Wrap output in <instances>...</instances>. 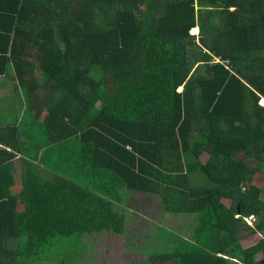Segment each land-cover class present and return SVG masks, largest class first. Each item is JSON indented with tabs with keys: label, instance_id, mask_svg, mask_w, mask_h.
Masks as SVG:
<instances>
[{
	"label": "trees",
	"instance_id": "1",
	"mask_svg": "<svg viewBox=\"0 0 264 264\" xmlns=\"http://www.w3.org/2000/svg\"><path fill=\"white\" fill-rule=\"evenodd\" d=\"M1 76L25 107L0 140V264L76 263L148 212L128 264H264V0H0Z\"/></svg>",
	"mask_w": 264,
	"mask_h": 264
},
{
	"label": "rangeland",
	"instance_id": "2",
	"mask_svg": "<svg viewBox=\"0 0 264 264\" xmlns=\"http://www.w3.org/2000/svg\"><path fill=\"white\" fill-rule=\"evenodd\" d=\"M191 35L198 36L197 31L190 32ZM38 75V74H36ZM3 82H0V85ZM2 92V105L0 106V110L9 111L8 121L12 123L14 116H16V112L20 113L23 109L24 99L21 93H16L14 88L7 84V87L3 88ZM8 92V93H7ZM264 101V100H263ZM263 103V102H260ZM207 156H203L200 161L205 164L207 162ZM262 174L257 173L253 177V181L259 184H264L262 179ZM260 199L264 200V193H260ZM130 202V200L128 201ZM228 202V201H226ZM152 213V212H150ZM142 214L144 215L140 219L132 222L130 224L131 233L124 234L123 236H116L112 233H108L100 239L99 236H95L93 238L88 239L89 245L88 250L85 254L78 256L76 263L73 264H128L130 261H142L146 260V254L144 251L150 247L147 246L148 240H150L151 234H149L148 230L151 228V224L149 223V218L152 217V214ZM191 221V218L185 215H165L162 217V224L165 228H174L177 232L187 235L191 230H187V226ZM248 223L252 226L254 221L253 218H249ZM130 234V235H128ZM241 243L243 246L247 247L250 245H254L261 239L260 234H250V232L244 231L241 236ZM125 242H128L125 244ZM88 245V246H89ZM91 252H97V257L93 260H87L90 256ZM124 253V254H122ZM88 254V255H86ZM86 255V257H85ZM86 259H82V258ZM260 255L257 256V258ZM85 260V261H84ZM84 261V262H83ZM83 262V263H82ZM51 264V263H50ZM53 264H58L57 262Z\"/></svg>",
	"mask_w": 264,
	"mask_h": 264
},
{
	"label": "crops",
	"instance_id": "3",
	"mask_svg": "<svg viewBox=\"0 0 264 264\" xmlns=\"http://www.w3.org/2000/svg\"><path fill=\"white\" fill-rule=\"evenodd\" d=\"M37 77H39V76H37ZM6 79L7 78H5V76L4 77L3 76L0 77V82H3L0 85V95H2V92L1 91L3 90L4 86H5V88L7 87ZM2 101H3L2 100V96H0V106L2 105ZM260 102H263L264 103L263 100H261ZM263 103H260V104H263ZM24 107H25V104L22 107L23 108L21 110L22 113L24 111ZM17 113L18 112H16V116H14V119H13L12 123H9V121H8L9 111L8 110L7 111L0 110V140L1 141H2V137H5L6 136L9 127H12L14 125V122L16 121V119H17V122H16L15 126L16 127H20L22 125L21 124V122H22V115H18L19 113L18 114ZM43 115H46V112H44L42 114V116ZM21 141H24L23 136H22ZM7 150L8 149L2 145V142H0V160L6 157L5 155H2L1 153H3L4 151H7ZM15 168H19L18 163H16ZM16 180H17V183H19V176L16 177Z\"/></svg>",
	"mask_w": 264,
	"mask_h": 264
}]
</instances>
